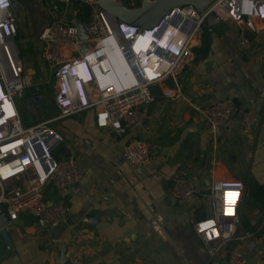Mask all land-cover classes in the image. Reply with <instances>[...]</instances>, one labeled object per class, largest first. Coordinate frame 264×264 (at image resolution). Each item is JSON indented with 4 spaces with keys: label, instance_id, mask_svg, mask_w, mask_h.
Listing matches in <instances>:
<instances>
[{
    "label": "crops",
    "instance_id": "0c3cea01",
    "mask_svg": "<svg viewBox=\"0 0 264 264\" xmlns=\"http://www.w3.org/2000/svg\"><path fill=\"white\" fill-rule=\"evenodd\" d=\"M11 10L23 67H32L28 83L51 79L54 95L56 77L40 56L38 35L55 17L80 18L77 4L11 0ZM254 24L255 32L247 30V51L236 45L233 22L205 24L191 42L189 63L175 78L150 86L155 99L135 131L117 135L97 128L89 109L53 121L63 136L58 147L74 154L82 171L76 185L44 187L46 200L69 206L67 223L50 228L20 212L6 226L9 245L0 234V264H71L72 258L79 264H228L233 248L247 264H264V21L254 19ZM165 87H177L183 97L164 98ZM223 99L233 101L236 111L213 128L199 109ZM15 101L27 125L53 116L51 108L34 112ZM245 110L257 119L248 131L240 123ZM131 138L147 144L146 166L122 157ZM176 178L190 179L195 192L174 197L170 189ZM229 180L244 186L234 235L252 236L233 239L210 257L193 226L212 213L211 183Z\"/></svg>",
    "mask_w": 264,
    "mask_h": 264
},
{
    "label": "built area",
    "instance_id": "2783aa9c",
    "mask_svg": "<svg viewBox=\"0 0 264 264\" xmlns=\"http://www.w3.org/2000/svg\"><path fill=\"white\" fill-rule=\"evenodd\" d=\"M56 1H74L78 9L87 6V19L83 21L88 37L81 39L77 27L62 17L53 18L41 29L40 56L56 77L53 99L57 114L30 125L23 124L15 101L24 92L23 64L15 41L16 16L11 0H4L0 6V82L4 92L0 103V206L6 210L8 221L26 212L50 228L67 223L70 208L63 202L46 200L44 187L50 183L57 188L72 186L82 178L74 154H64L58 147L63 136L53 121L89 109L97 128H111L117 135L135 131L146 122L155 99L150 86L167 77L175 78L189 63L191 42L202 35L210 13L236 25V45L241 51L250 46L247 30L256 31L254 19L264 21V0H213L203 10L187 4L172 10L152 27L119 20L94 0ZM171 16H177L178 21L166 31L164 20ZM109 51L120 54L121 74L112 73ZM151 59L154 62L148 73L146 66ZM133 65H137L136 70ZM92 66L100 68V78L88 81ZM162 96L170 100L183 97L177 87H165ZM233 110V101L223 99L199 112L211 127L218 128ZM239 116L244 131L257 121L251 110ZM122 157L135 166H146L150 159L148 146L131 138L123 146ZM243 188L237 180L211 183L212 213L193 226L210 257L217 256L233 239L252 236L250 232L241 237L234 235ZM195 190L194 183L186 178H176L170 189L177 199H185ZM71 264H79L78 259L72 258ZM228 264L247 261L233 248Z\"/></svg>",
    "mask_w": 264,
    "mask_h": 264
},
{
    "label": "water",
    "instance_id": "95a60500",
    "mask_svg": "<svg viewBox=\"0 0 264 264\" xmlns=\"http://www.w3.org/2000/svg\"><path fill=\"white\" fill-rule=\"evenodd\" d=\"M212 1L213 0H142L140 6L133 9L126 7L125 3L121 0H94V3L119 20L136 24L141 27H152L178 7L192 4L197 9L203 10ZM70 21L77 27L81 39L88 37L82 19L73 17ZM220 21L221 18L216 13H210L206 18V24L208 27H212ZM84 48L85 46L83 45L81 50ZM133 68L135 69L136 67L133 66ZM8 222L7 212L2 206H0V234L5 243L9 245L10 241L7 235L8 228L6 227Z\"/></svg>",
    "mask_w": 264,
    "mask_h": 264
},
{
    "label": "rangeland",
    "instance_id": "374dc122",
    "mask_svg": "<svg viewBox=\"0 0 264 264\" xmlns=\"http://www.w3.org/2000/svg\"><path fill=\"white\" fill-rule=\"evenodd\" d=\"M120 1V0H119ZM125 3L126 7H139L140 4L142 3V0H121ZM19 23V19H17ZM16 41V49L18 50L19 57L21 58V47L20 44L21 42L17 40V37L15 38ZM29 49H32L35 51V44H29L28 45ZM32 56V55H31ZM184 68V67H183ZM32 71V67H23V72H22V79H23V88H24V93L21 94L20 97H16L18 99L17 103H21L23 108L25 107L26 109L30 107V109H33L32 111L38 112L39 108H43L44 111H47V109L51 108V110L48 113V115H53L55 116L57 114V111L55 110L53 106V90H52V80L48 79L45 81L37 82V79L35 81H30V84L28 83V77L30 76ZM37 87V88H36ZM38 103V105H37ZM51 117V116H50ZM46 118V117H45ZM43 118V119H45ZM43 119L40 120H34L31 122V124L39 122ZM24 125H27L26 122H23Z\"/></svg>",
    "mask_w": 264,
    "mask_h": 264
},
{
    "label": "bare ground",
    "instance_id": "6f19581e",
    "mask_svg": "<svg viewBox=\"0 0 264 264\" xmlns=\"http://www.w3.org/2000/svg\"><path fill=\"white\" fill-rule=\"evenodd\" d=\"M177 21H178V17L177 16H171L169 18H166L164 20L165 30L168 31L171 28H173L174 27V23L177 22ZM144 40H146V39H143V42H144ZM142 45L145 46L146 45V41ZM107 57H108V65L110 66L112 73L114 75H116V73L121 74L123 72V67L120 64V62H121L120 59H119L120 54L119 53H116L114 51H109ZM153 62H154V59H151L149 61V65L146 66V71L148 73H150V66H151V64ZM142 63H143V61H142ZM108 65H104V67L106 68ZM133 66L136 67L135 68V70H136L137 69V65H133ZM95 71H96V73H98L99 78H100V68L99 67L98 68L95 67ZM0 123H3V122L1 121Z\"/></svg>",
    "mask_w": 264,
    "mask_h": 264
},
{
    "label": "clouds",
    "instance_id": "9594fccd",
    "mask_svg": "<svg viewBox=\"0 0 264 264\" xmlns=\"http://www.w3.org/2000/svg\"><path fill=\"white\" fill-rule=\"evenodd\" d=\"M0 15H1V12H0ZM91 73H92V77L90 79H88V81H90L91 79H95V80H98L99 79V75L98 73H96L95 71V67L92 66L91 67ZM3 95H4V92H3V85L2 83L0 82V103L3 101ZM2 123H0V126H1Z\"/></svg>",
    "mask_w": 264,
    "mask_h": 264
},
{
    "label": "trees",
    "instance_id": "16d2710c",
    "mask_svg": "<svg viewBox=\"0 0 264 264\" xmlns=\"http://www.w3.org/2000/svg\"><path fill=\"white\" fill-rule=\"evenodd\" d=\"M73 4H74V3H73ZM74 5H75V4H74ZM75 6H76V5H75ZM79 10H80V13H79V14L77 13V15L80 16V18L83 17V19H84V18H85V15H86L87 12H88V10H87V6L82 7V8H80Z\"/></svg>",
    "mask_w": 264,
    "mask_h": 264
},
{
    "label": "snow or ice",
    "instance_id": "6c2138e0",
    "mask_svg": "<svg viewBox=\"0 0 264 264\" xmlns=\"http://www.w3.org/2000/svg\"><path fill=\"white\" fill-rule=\"evenodd\" d=\"M4 3V0H0V6H2Z\"/></svg>",
    "mask_w": 264,
    "mask_h": 264
}]
</instances>
